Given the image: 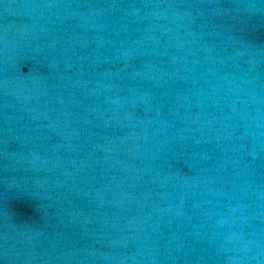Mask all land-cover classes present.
Here are the masks:
<instances>
[{
    "label": "water",
    "instance_id": "95a60500",
    "mask_svg": "<svg viewBox=\"0 0 264 264\" xmlns=\"http://www.w3.org/2000/svg\"><path fill=\"white\" fill-rule=\"evenodd\" d=\"M0 264H264V0H0Z\"/></svg>",
    "mask_w": 264,
    "mask_h": 264
}]
</instances>
